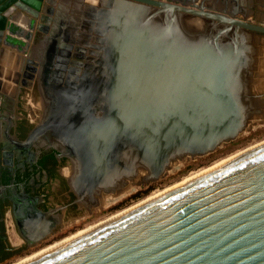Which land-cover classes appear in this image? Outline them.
Listing matches in <instances>:
<instances>
[{
  "label": "water",
  "instance_id": "1",
  "mask_svg": "<svg viewBox=\"0 0 264 264\" xmlns=\"http://www.w3.org/2000/svg\"><path fill=\"white\" fill-rule=\"evenodd\" d=\"M73 2L0 0V84L36 80L21 145L70 159L80 205L264 123V0ZM21 264H264V141Z\"/></svg>",
  "mask_w": 264,
  "mask_h": 264
},
{
  "label": "flooded vegetation",
  "instance_id": "2",
  "mask_svg": "<svg viewBox=\"0 0 264 264\" xmlns=\"http://www.w3.org/2000/svg\"><path fill=\"white\" fill-rule=\"evenodd\" d=\"M3 75L9 77L4 72ZM20 75L26 78L28 73L22 70ZM27 81L24 85L8 80L0 84V264L50 245L108 206L106 199L80 205L70 185L69 158L45 146L22 147L21 141L40 120L45 103L36 80L29 86ZM155 184L139 188L132 195ZM14 214L19 220L20 216L24 218L20 220L22 227L16 224ZM47 220L49 230L30 232ZM19 227L29 232L26 239L19 236Z\"/></svg>",
  "mask_w": 264,
  "mask_h": 264
},
{
  "label": "rangeland",
  "instance_id": "3",
  "mask_svg": "<svg viewBox=\"0 0 264 264\" xmlns=\"http://www.w3.org/2000/svg\"><path fill=\"white\" fill-rule=\"evenodd\" d=\"M263 90H264V82H263L262 91ZM263 141H264V123L259 125H254L249 131L245 132L243 135H241L239 138H237L235 141L231 142L230 144L223 146L222 148L216 150L215 152L205 157L196 159L195 161L187 162L181 165L179 168L174 169L172 172H170L167 176H165L160 181H158L151 188H147L136 193L135 194L136 196L132 194L127 195L122 197L115 203L107 204L108 206L106 209L102 210L101 212H97L92 216H90L89 218L85 219L84 221L78 223L70 231L68 230L66 233L62 234L60 237H58L56 240H54L49 244L51 245L52 243L54 244L56 242H59V240H61L62 238L64 239L80 230L87 229V227L89 226L90 227L94 226L98 222L105 221L109 217H113V215L126 210L130 206H133L141 201H144L146 198L151 196V194L162 191L168 187H171L181 182L182 180L186 179L187 177L197 173L198 171L211 167L227 159L228 157L230 158V156H233V154L235 155L238 152L240 153ZM9 236L12 237L11 233L9 234ZM45 246L47 247L49 245L46 244ZM39 250L32 251L30 253H25L19 257H15L7 261V263L4 264H14L18 260H21V258L33 254L35 252H38Z\"/></svg>",
  "mask_w": 264,
  "mask_h": 264
},
{
  "label": "bare ground",
  "instance_id": "4",
  "mask_svg": "<svg viewBox=\"0 0 264 264\" xmlns=\"http://www.w3.org/2000/svg\"><path fill=\"white\" fill-rule=\"evenodd\" d=\"M251 148H252V147H251ZM249 149H250V148H249ZM245 151H247V149L244 150V151H242V152H240V153L238 152V153L235 154V155L233 154V156H230V158L228 157L227 159H225V160H223V161H221V162H219V163H217V164H215V165H213V166H211V167H208V168H206V169H203V170H201V171H198L197 173H195V174H193V175L187 177L186 179L182 180L181 182H179V183H177V184H175V185H173V186H171V187H168V188H166V189H164V190H162V191H159V192L153 193V194H151V196H149L148 198H146L144 201H141V202H139V203H137V204H135V205H133V206H130V207L127 208L126 210L121 211L120 213L113 215V217H109V218L106 219L105 221H107V220H109V219H112V218H114V217H116V216H118V215H120V214L126 212L127 210H129V209H131V208H133V207H135V206H137V205H139V204H141V203H143V202H145V201L151 199V198L157 197V196L161 195L162 193L168 191L169 189H171V188H173V187H175V186H177V185H179V184H181V183H184V182H186V181H188V180H190V179H192V178H194V177H196V176H198V175H201V174H203V173H205V172H207V171H209V170H211V169H213V168H215V167H217V166L223 164L224 162H226V161L232 159L233 157H235V156H237V155H240L241 153H243V152H245ZM111 202H112V201H111ZM109 203H110V202H109ZM105 221L98 222V223L95 224L94 226H91V227L89 226V227H87V229H85V230H80V231H78V232H76V233H74V234H71L70 236H68V237H66V238H64V239H62V240L59 241V242H56V243H54V244H52V245H49V246H47V247H44V248H42L41 250H39L38 252H35V253H33V254H30V255H28V256H25V257L21 258V260H18V261L15 262L14 264H21L22 262H24V261H26V260H28V259H30V258H32V257H34V256H36V255H38V254H40V253H42V252H44V251H46V250L52 248V247H54V246H56V245H58V244H60V243H62V242H64V241H66V240H68V239H70V238H72V237H74V236H77V235H79V234H81V233H83V232H86V231H88V230H90V229H92V228H94V227H96V226L102 224V223L105 222Z\"/></svg>",
  "mask_w": 264,
  "mask_h": 264
},
{
  "label": "crops",
  "instance_id": "5",
  "mask_svg": "<svg viewBox=\"0 0 264 264\" xmlns=\"http://www.w3.org/2000/svg\"><path fill=\"white\" fill-rule=\"evenodd\" d=\"M66 1L67 6H69L70 8L72 7L73 8V5H74V2L73 0H63V2ZM95 0H89V2H85V3H93ZM61 3V2H60Z\"/></svg>",
  "mask_w": 264,
  "mask_h": 264
}]
</instances>
